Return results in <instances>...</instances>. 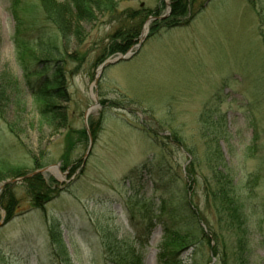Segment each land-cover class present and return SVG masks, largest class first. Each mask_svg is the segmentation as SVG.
Wrapping results in <instances>:
<instances>
[{
	"label": "rangeland",
	"instance_id": "obj_1",
	"mask_svg": "<svg viewBox=\"0 0 264 264\" xmlns=\"http://www.w3.org/2000/svg\"><path fill=\"white\" fill-rule=\"evenodd\" d=\"M174 1L115 0L113 13L93 10L94 21L83 23L87 40L78 46L60 41L39 0H0V86H7L0 98V187L38 171L37 161L41 169L53 167L42 176L56 184L43 210L31 209L24 180L3 187L0 264H51L52 252H66L71 264H109L107 238L117 241L113 251L132 252L139 264H162V249L180 251L182 264H205L214 239L197 222V209L221 231L219 252L231 246L203 191L204 177L216 170L229 175L246 219L243 260L264 264V0H190L187 15L171 23L150 19L171 20ZM142 8L157 12L128 48L105 55L120 42L118 30L139 24L132 14ZM54 48L85 57L82 65L67 64L68 98L54 101L57 130L36 121L44 101L31 98L20 68L21 61L41 68L38 60L49 52L57 58ZM129 52L130 59L103 71L98 106L85 120L97 69ZM64 159L81 161L71 171ZM9 186L17 209L7 220L1 200ZM184 187L195 211L184 206ZM148 220L155 224L150 231Z\"/></svg>",
	"mask_w": 264,
	"mask_h": 264
},
{
	"label": "trees",
	"instance_id": "obj_2",
	"mask_svg": "<svg viewBox=\"0 0 264 264\" xmlns=\"http://www.w3.org/2000/svg\"><path fill=\"white\" fill-rule=\"evenodd\" d=\"M39 2L44 16V21L51 24L56 29L57 34L60 37V41L63 44L74 41L78 46H81L87 40V34L83 28V23L94 21L95 17L93 10L101 14L104 12L113 13L116 11L115 0H39ZM174 3L175 4L172 5L171 20L155 21L156 24H163L167 22L171 23V21H174L173 19L187 15L189 8L192 5L190 0H175ZM154 12L146 11L142 8L133 13L132 17L138 20L141 19L139 24L135 27L123 28L121 31L118 30L114 37L118 38L120 42L114 43L113 45L110 44L109 47L105 49V55L121 53L128 48L131 43H134L139 34V29L143 20L148 19V17H150L152 13L154 14ZM65 54L66 55L62 54L60 50L57 49V52L55 53L57 58L54 59L53 54L49 52V56L51 58L47 57L43 60H38L41 68H38L35 71H32L33 69L30 68L29 62H20L22 74L26 79L24 82V88L29 90L30 96L35 102L37 100L44 101L43 104L40 105V108H38L37 116L39 119L36 121L39 122V126L43 127L45 125L52 130H57V123L59 119V111L54 105V101L61 98L67 100L68 98L64 86L67 64L76 62L82 65L85 60L84 56L83 58L80 57L77 59V51L73 54H68L67 52ZM24 55L25 54L22 51L20 53V57H24ZM102 57L103 56L101 54V56L94 61V68L98 66ZM32 77L33 79L36 77V80L32 81ZM10 86L11 85H9V87ZM6 89L7 86H0V98L6 96L4 93V91L6 92ZM14 91L15 90H11V92ZM91 131L92 135H94L97 131V126H95V128H91ZM84 134L86 135V132H84ZM80 136L83 137L82 135ZM71 149H73V147L70 148V150ZM80 161L81 160L72 163L64 159L65 168L71 167V171H75L79 166ZM35 165L39 170L43 168L41 163L38 161ZM22 176L25 175L22 174L20 177ZM188 177H190L191 181L193 180L191 175H188ZM22 185L26 188L31 209L43 210L45 205L48 204L56 194V189L54 188L56 185L55 182L45 181L41 174L24 180ZM203 185V191L205 193L207 204L213 209L217 226H220V229L231 235V246L229 252L226 250L219 252L217 244L224 241L221 231L216 232L212 230L206 218L200 216L199 210L197 209L195 211V209H193L186 197L187 186L184 187L181 192V195H183V201L185 202L184 206L187 207V210L190 212L192 210L195 211L197 215V222L201 221L202 225L207 228V234L214 239V245L209 247L211 257H207V263L205 264H211L216 258L219 259L218 262H220V264H246L244 261V255L247 253V238L244 230L246 219H244L245 216L241 211V207H239L236 202L233 182H231L227 173H223L221 170H216L213 171V175L210 179L204 177ZM189 189L190 187L188 186V190ZM12 194L13 191L10 189V186L4 190V193H2L1 207L7 215V220H10L15 216V211L17 209V201L14 199ZM52 225V229L57 231V227H55L53 223ZM154 226L155 224H153L151 220H148L147 230L150 231ZM52 229L49 228L48 232L52 243H54L53 245H55V242L58 243L62 248L61 251H64L65 247L60 240H57L58 236L54 238ZM200 229L203 232L204 229ZM58 234L59 233L57 232V235ZM174 234L176 236L178 235L177 232H174ZM114 244H117L115 238H112L111 241L107 238V240L103 242L105 247L103 258L105 262L109 264L140 263V259L138 257H134L135 255L132 252L113 251ZM180 256L181 252L176 249H170L169 251L167 249H162L161 253L158 255V260L162 264H182L179 260ZM61 261H63L64 264H71L70 258L66 252H52V259L50 260V263L57 264V262H60V264H62Z\"/></svg>",
	"mask_w": 264,
	"mask_h": 264
},
{
	"label": "water",
	"instance_id": "obj_3",
	"mask_svg": "<svg viewBox=\"0 0 264 264\" xmlns=\"http://www.w3.org/2000/svg\"><path fill=\"white\" fill-rule=\"evenodd\" d=\"M150 19H153V20H156V19H158V20H162V19H164V17H163V18H162V17H156V18H150ZM141 35H142V37H143L144 33L142 32ZM142 41H143V39L140 40V42H139L138 45L136 46V49H138V48L141 46ZM132 55H133V54H131V53L129 52V53L125 54V55L117 56L116 58L109 59V60L105 61L101 66H99V68L97 69V72H96V76H95V79H94V86H93V87H94V90H95V93L93 94V97H92V99H93V101H94V106L90 107V108L87 110V112L84 114V119H85V120H86L87 116L89 115L90 111H91L92 109H94L95 107L98 106V103H97V97H96V86H97L98 80H99L100 76L102 75L103 71H104L106 68L110 67V66L116 65V64H118V63H120V62H123V61H127L128 59L131 58ZM52 168H53V167H51V168H45V169H41V170H38V171H36V172H34V173L27 174V175H25V176H23V177H21V178H18L17 180H12V181L5 182V183L2 184L1 187H0V194H1V191H2V189H3L4 186H6V185H11V184H16L17 182H20V181H23V180L29 179V178H31V177H33V176H35V175H38V174H42V175H43L44 173H47V172H48L49 170H51ZM54 168L57 169L58 166H55ZM0 225H1V224H0Z\"/></svg>",
	"mask_w": 264,
	"mask_h": 264
}]
</instances>
